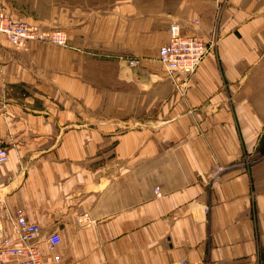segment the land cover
Returning a JSON list of instances; mask_svg holds the SVG:
<instances>
[{
    "label": "crops",
    "instance_id": "obj_1",
    "mask_svg": "<svg viewBox=\"0 0 264 264\" xmlns=\"http://www.w3.org/2000/svg\"><path fill=\"white\" fill-rule=\"evenodd\" d=\"M0 3L68 36L0 33V215L40 224L45 264H264V0ZM174 23L216 36L180 87L158 59Z\"/></svg>",
    "mask_w": 264,
    "mask_h": 264
},
{
    "label": "built area",
    "instance_id": "obj_2",
    "mask_svg": "<svg viewBox=\"0 0 264 264\" xmlns=\"http://www.w3.org/2000/svg\"><path fill=\"white\" fill-rule=\"evenodd\" d=\"M199 23V18L195 20ZM0 33L4 34L8 41L17 48L23 47L29 41H41L48 44L65 46L68 44V36L62 29L44 31L40 27L29 24L7 13L0 8ZM169 40L159 48L158 59L164 66L167 76L172 83L180 87L179 78L194 74L203 60L210 54L211 46L216 41V36L205 40L193 35L182 33L179 24H172L169 28ZM129 64L137 65L138 60H129ZM9 159L6 148L0 147V164ZM226 167L216 165L210 175V185L216 187L222 178ZM159 195V188H156ZM6 220L0 215V264H45V259L39 249L41 238L40 224L30 221L22 209L6 210ZM87 219V215H83ZM10 227L11 233L7 230ZM14 234L20 244H14L11 239ZM47 248L54 254L56 247L61 244L58 233L52 232L47 237ZM54 261L60 260V256H54Z\"/></svg>",
    "mask_w": 264,
    "mask_h": 264
},
{
    "label": "rangeland",
    "instance_id": "obj_3",
    "mask_svg": "<svg viewBox=\"0 0 264 264\" xmlns=\"http://www.w3.org/2000/svg\"><path fill=\"white\" fill-rule=\"evenodd\" d=\"M73 1L78 3V4L80 3L81 5L85 6V8H91L93 6H103L102 3H103L104 0H65V2H69V3L73 2ZM56 2H57V0H38V4H39V6L37 8L38 13L42 14L44 16H48V15L50 16L51 14L54 15L53 7L55 6ZM0 8H3L5 10L4 6L1 3H0ZM14 17L17 18V19H20V20H24V19H22L20 17H16V16H14ZM24 21H26V20H24ZM28 23L32 24V25H35V26H38L42 30L47 31V32L56 30L52 26H49L47 24H43V23L37 24V23H32V22L30 23L29 21H28Z\"/></svg>",
    "mask_w": 264,
    "mask_h": 264
}]
</instances>
